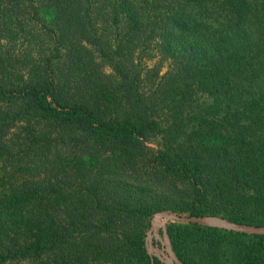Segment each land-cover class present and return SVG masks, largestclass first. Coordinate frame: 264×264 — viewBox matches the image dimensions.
<instances>
[{
	"label": "trees",
	"instance_id": "16d2710c",
	"mask_svg": "<svg viewBox=\"0 0 264 264\" xmlns=\"http://www.w3.org/2000/svg\"><path fill=\"white\" fill-rule=\"evenodd\" d=\"M157 212L264 226V0H0V264H163ZM166 232L264 264V234Z\"/></svg>",
	"mask_w": 264,
	"mask_h": 264
},
{
	"label": "water",
	"instance_id": "95a60500",
	"mask_svg": "<svg viewBox=\"0 0 264 264\" xmlns=\"http://www.w3.org/2000/svg\"><path fill=\"white\" fill-rule=\"evenodd\" d=\"M175 221L180 223H196L204 226H214L225 230H231L235 232H242L245 234H264V226H253L246 224H239L229 222L216 215H183L176 214L173 212L168 213H156L152 216L148 230L144 236V244L146 247L147 254L149 256L155 255L159 261L163 264H172L170 261L163 259L150 245V236L153 232H156L159 228L167 222Z\"/></svg>",
	"mask_w": 264,
	"mask_h": 264
},
{
	"label": "rangeland",
	"instance_id": "374dc122",
	"mask_svg": "<svg viewBox=\"0 0 264 264\" xmlns=\"http://www.w3.org/2000/svg\"><path fill=\"white\" fill-rule=\"evenodd\" d=\"M157 213H168V212H157ZM154 214H156V213H154ZM176 214H180V213H176ZM183 215H186V214H183ZM152 216H151V218H152ZM151 218L149 219V221L147 223V228L145 230V234L148 230V226H149ZM171 222H175V221L167 222L163 225V227L156 230V232H153L150 236V240H151L152 248L159 255H161L163 257V259L170 261L172 264H181L172 251L171 244L169 241V237H168L167 232H166V226H167V224H169ZM176 223H180V222H176Z\"/></svg>",
	"mask_w": 264,
	"mask_h": 264
}]
</instances>
